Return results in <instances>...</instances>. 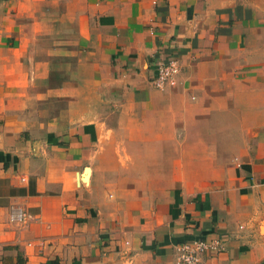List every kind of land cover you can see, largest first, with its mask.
Masks as SVG:
<instances>
[{"label": "crops", "instance_id": "1", "mask_svg": "<svg viewBox=\"0 0 264 264\" xmlns=\"http://www.w3.org/2000/svg\"><path fill=\"white\" fill-rule=\"evenodd\" d=\"M191 237L264 264V0H0V264H177Z\"/></svg>", "mask_w": 264, "mask_h": 264}, {"label": "built area", "instance_id": "2", "mask_svg": "<svg viewBox=\"0 0 264 264\" xmlns=\"http://www.w3.org/2000/svg\"><path fill=\"white\" fill-rule=\"evenodd\" d=\"M181 71L180 64L175 59L155 65L153 84L158 88H165L176 83V77ZM221 252V240L208 241L202 237H191L176 246L177 264H201L204 256L210 251Z\"/></svg>", "mask_w": 264, "mask_h": 264}]
</instances>
